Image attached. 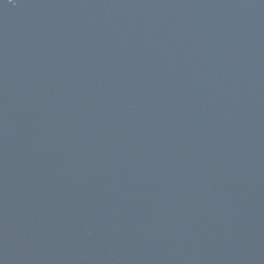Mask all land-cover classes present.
<instances>
[{
    "label": "water",
    "instance_id": "95a60500",
    "mask_svg": "<svg viewBox=\"0 0 264 264\" xmlns=\"http://www.w3.org/2000/svg\"><path fill=\"white\" fill-rule=\"evenodd\" d=\"M0 264H264V0H0Z\"/></svg>",
    "mask_w": 264,
    "mask_h": 264
}]
</instances>
